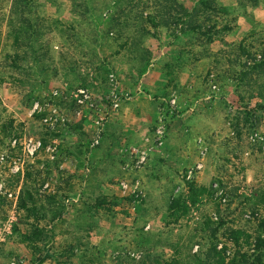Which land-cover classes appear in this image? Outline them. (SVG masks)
<instances>
[{"label": "rangeland", "instance_id": "rangeland-1", "mask_svg": "<svg viewBox=\"0 0 264 264\" xmlns=\"http://www.w3.org/2000/svg\"><path fill=\"white\" fill-rule=\"evenodd\" d=\"M35 1L51 53L37 84L30 59L6 65L11 0H0V264H159L198 251L189 236L220 213L252 243L264 219V0H213L192 19L203 34L166 0ZM186 180L212 197L164 229Z\"/></svg>", "mask_w": 264, "mask_h": 264}, {"label": "trees", "instance_id": "trees-1", "mask_svg": "<svg viewBox=\"0 0 264 264\" xmlns=\"http://www.w3.org/2000/svg\"><path fill=\"white\" fill-rule=\"evenodd\" d=\"M79 1L88 2V0ZM114 1L115 3L122 2V0ZM166 1L178 6L184 15L190 16L191 21L185 30L203 34L201 31L202 25L193 23L192 19H195L199 9H207V7L213 6V0H199V7L194 5L191 9H186L178 0ZM37 7L35 0H11L6 21V37L13 52L12 55L6 54L4 57L9 68H15L19 71H26L27 61L30 59L33 70L29 73V76L34 78L35 84L48 80V66L45 62H48L51 56V53H48L47 46L41 42L44 36L42 32L43 20L37 11ZM167 17L163 16L161 20L166 21ZM109 19L111 23H114V18L110 17ZM26 73L28 74V72ZM25 86L28 85H25L23 79H19V87H23L26 91ZM27 93H29L28 90ZM185 183L186 187L183 186L184 188H181V191L175 194L168 204L164 229L176 225L183 219L190 212L191 205L198 203L201 197H212L211 190L214 189V186L207 188L189 180H186ZM21 201L24 208V200L21 199ZM219 215L218 224L211 232L189 236V239L195 238L198 251L186 255V257H181L180 248H177L174 251V256L159 259L161 260L159 264H264V219L258 224V235L253 238L251 243L252 238L249 232L241 228H222V215L221 213ZM207 223H211V220H206L204 227L208 226ZM201 230V233L205 231L203 228ZM46 256L39 257L38 263L42 264L47 258Z\"/></svg>", "mask_w": 264, "mask_h": 264}, {"label": "built area", "instance_id": "built-area-1", "mask_svg": "<svg viewBox=\"0 0 264 264\" xmlns=\"http://www.w3.org/2000/svg\"><path fill=\"white\" fill-rule=\"evenodd\" d=\"M255 137H259L260 139L264 138L263 135H262V137H261V136H258L257 133L255 134Z\"/></svg>", "mask_w": 264, "mask_h": 264}, {"label": "crops", "instance_id": "crops-1", "mask_svg": "<svg viewBox=\"0 0 264 264\" xmlns=\"http://www.w3.org/2000/svg\"><path fill=\"white\" fill-rule=\"evenodd\" d=\"M257 9V8H256Z\"/></svg>", "mask_w": 264, "mask_h": 264}]
</instances>
